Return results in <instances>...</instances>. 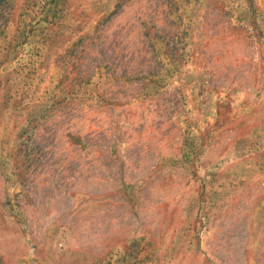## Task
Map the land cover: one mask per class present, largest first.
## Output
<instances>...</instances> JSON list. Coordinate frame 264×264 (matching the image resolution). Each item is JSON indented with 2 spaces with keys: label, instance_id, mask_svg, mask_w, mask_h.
<instances>
[{
  "label": "rangeland",
  "instance_id": "374dc122",
  "mask_svg": "<svg viewBox=\"0 0 264 264\" xmlns=\"http://www.w3.org/2000/svg\"><path fill=\"white\" fill-rule=\"evenodd\" d=\"M0 264H264V0H0Z\"/></svg>",
  "mask_w": 264,
  "mask_h": 264
}]
</instances>
